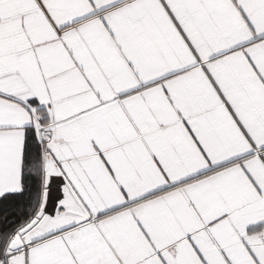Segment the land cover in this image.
Here are the masks:
<instances>
[{"label":"snow or ice","instance_id":"1","mask_svg":"<svg viewBox=\"0 0 264 264\" xmlns=\"http://www.w3.org/2000/svg\"><path fill=\"white\" fill-rule=\"evenodd\" d=\"M0 264H264V0H0Z\"/></svg>","mask_w":264,"mask_h":264}]
</instances>
